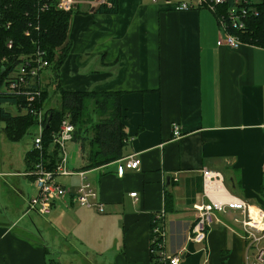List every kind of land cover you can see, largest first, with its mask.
Returning <instances> with one entry per match:
<instances>
[{
	"label": "crops",
	"instance_id": "0c3cea01",
	"mask_svg": "<svg viewBox=\"0 0 264 264\" xmlns=\"http://www.w3.org/2000/svg\"><path fill=\"white\" fill-rule=\"evenodd\" d=\"M79 1L60 84L69 91L120 92L127 157L141 161L121 176L116 166L122 160L80 170L104 204L100 213L76 200L84 162L75 141L79 163L68 169L67 157L71 173L54 176L70 193L46 215L26 212L28 185L19 178L32 184L26 168L0 170V177L9 178L7 190L24 203L5 213L14 197L0 193V264H149L152 219L161 210L166 251L179 254V264H244L246 240L233 220L242 212L218 214L200 242L187 235L193 206L208 200L203 168L222 174L229 195L251 206L262 200L264 47L217 45L218 22L205 8L118 0L117 12L93 13L95 0Z\"/></svg>",
	"mask_w": 264,
	"mask_h": 264
},
{
	"label": "trees",
	"instance_id": "16d2710c",
	"mask_svg": "<svg viewBox=\"0 0 264 264\" xmlns=\"http://www.w3.org/2000/svg\"><path fill=\"white\" fill-rule=\"evenodd\" d=\"M106 1L111 6L99 5L93 13L118 11V0ZM228 2L232 3L231 0ZM78 10V5L70 11L54 10L51 5L40 10V3L36 0H0V85L12 75L21 55L29 54L39 47L46 51L53 76L52 80L49 76V81L40 87L41 96L35 105L44 109L51 94L49 88L53 89L52 93L59 99L57 107L44 109L42 149L39 151L33 148L25 154L28 171L40 159L48 170L54 169L59 152L52 145V133L57 132L65 117L74 125L73 141L78 143L80 157L84 162L79 171L119 161L129 152V138L122 120L120 92L69 91L60 84V66L70 49V42L67 40L70 17ZM26 30L29 31L28 35H24ZM232 33L244 43L264 47V0L258 5V14L247 18L245 28ZM8 42L10 47L7 46ZM3 104L16 106L19 113L12 114L2 107ZM89 104L96 119L85 116ZM26 106L24 95L0 91V123L4 124L5 136L10 141H18L31 128H36L35 118L23 109ZM165 200H170L169 194ZM262 200L264 201V194ZM261 208L264 209V204Z\"/></svg>",
	"mask_w": 264,
	"mask_h": 264
},
{
	"label": "built area",
	"instance_id": "2783aa9c",
	"mask_svg": "<svg viewBox=\"0 0 264 264\" xmlns=\"http://www.w3.org/2000/svg\"><path fill=\"white\" fill-rule=\"evenodd\" d=\"M40 3V10L51 5L54 10L70 11L75 8L79 0H36ZM150 3H172L177 10H188L205 8L212 12L218 22L219 38L217 45L238 48L243 41L233 31L245 28L247 18L258 14V5L262 0H147ZM97 7L102 4L111 6L106 0H95L91 2ZM222 11V13H220ZM26 30L24 35H28ZM11 46L10 42L7 44ZM46 51L37 47L29 54L21 55L18 63L12 70V75L4 80L0 85V91L6 93H15L24 95L27 110L36 121V132L33 137V147L41 151L43 141V127L45 123L44 109L35 105L41 96L40 87L44 84L43 75L49 67ZM175 138L181 136V130L178 124L172 126ZM74 125L68 117L61 120L60 125L52 133V145L59 152V159L53 170H48L45 163L40 159L29 171L32 176L34 195L28 199L26 212L33 211L39 215H46L51 211L53 204L57 200H62L70 189L62 186L54 180L56 174L67 175L71 172L67 169V144L73 140ZM264 168V146L262 151ZM122 162L116 166V172L119 176L126 169L136 170L139 167L140 159L135 155H129L121 159ZM120 161V160H119ZM202 185L203 195L206 202L193 206L196 211L195 221L187 235L188 241L200 242L204 240L208 230L215 223L219 222L218 214H227L229 210H238L242 212V218L233 216V220L242 227V237L246 240V255L244 264H264V247L259 246V242L264 238V210L259 206H251L241 198L229 195L223 187V176L220 172L203 168ZM80 184L76 189L75 196L77 202L88 209L96 212H103L104 204L97 197V193L92 184L86 179L83 171H78ZM220 190L223 194L219 197L211 194V191ZM130 196L136 197V192L130 193ZM251 208L256 211L254 216ZM164 211L161 210L153 216L150 235V255L149 264H179V254H169L166 251L164 230ZM52 264H58L56 262Z\"/></svg>",
	"mask_w": 264,
	"mask_h": 264
},
{
	"label": "rangeland",
	"instance_id": "374dc122",
	"mask_svg": "<svg viewBox=\"0 0 264 264\" xmlns=\"http://www.w3.org/2000/svg\"><path fill=\"white\" fill-rule=\"evenodd\" d=\"M52 74H53V70L50 67L45 70V74L43 75V78L44 76H46L47 80L46 78H44V84L49 81L48 80L49 76H50V80H52V76H53ZM49 91H51L50 98L46 100L44 104V109L48 107H57L59 105V99L57 95L55 96L52 93L53 89L49 88ZM2 107L10 111L14 115L19 113L16 106L13 107V105L3 104ZM90 110H91V105L89 104L85 116H89L90 118L92 117L93 119H96V116L94 115V113H91ZM86 125L87 124H85V126ZM3 128H4V124H2L1 122L0 123V170L6 171V172L7 171L8 172L23 171L26 168L25 154L30 149H33L32 148L33 147V137L32 136H34L36 132V128H31L29 132H27L20 140L15 141V142L10 141L6 138ZM76 145L77 144H75L74 141H71L67 144L66 150H67V157H68V169H73L79 163L78 151H77ZM73 153L75 154V158H76V161L74 163L72 162ZM17 178L18 177H16V179ZM19 178H22L23 182L26 183V186L28 185L27 186L28 190L25 192H26V195L29 194L28 195V199H29L31 195L32 196L34 195V192H35L34 190H33L34 192H32L31 187H30L33 183L30 184V181L29 180L27 181L26 177H19ZM8 179H9L8 177L6 178L0 177V187H1L0 193L3 191L4 194L7 193L8 195H11L14 197L13 200H10V199L9 201L7 200V202H9L10 205L6 207L7 210H3L4 212L8 211L10 213L12 211L13 212L17 211L20 207H23L22 205H24V203L20 201V199H18V196L16 195V193H12L11 191H9V189L7 190V187L4 183ZM263 204H264V201L260 200L257 205L262 206ZM40 219H42L43 221H46V219H43V218H40ZM37 220H38V217H37ZM24 222H27V220L24 219ZM259 246L264 247V238L261 239V241L259 242Z\"/></svg>",
	"mask_w": 264,
	"mask_h": 264
},
{
	"label": "bare ground",
	"instance_id": "6f19581e",
	"mask_svg": "<svg viewBox=\"0 0 264 264\" xmlns=\"http://www.w3.org/2000/svg\"><path fill=\"white\" fill-rule=\"evenodd\" d=\"M211 194H215V195H217V196H219V197H222V196H223V194L221 193L220 190H214V191H211ZM255 212H256V211L254 210V208H251V213L253 214V216H254Z\"/></svg>",
	"mask_w": 264,
	"mask_h": 264
},
{
	"label": "water",
	"instance_id": "95a60500",
	"mask_svg": "<svg viewBox=\"0 0 264 264\" xmlns=\"http://www.w3.org/2000/svg\"><path fill=\"white\" fill-rule=\"evenodd\" d=\"M47 125V124H46ZM262 184H263V187H264V176H263V179H262Z\"/></svg>",
	"mask_w": 264,
	"mask_h": 264
}]
</instances>
